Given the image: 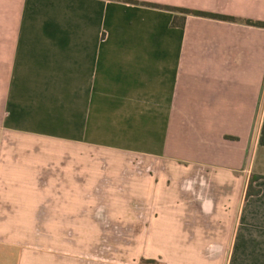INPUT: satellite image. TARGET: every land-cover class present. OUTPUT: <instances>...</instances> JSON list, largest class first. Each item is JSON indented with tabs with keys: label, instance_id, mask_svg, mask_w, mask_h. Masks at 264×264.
Listing matches in <instances>:
<instances>
[{
	"label": "crops",
	"instance_id": "crops-1",
	"mask_svg": "<svg viewBox=\"0 0 264 264\" xmlns=\"http://www.w3.org/2000/svg\"><path fill=\"white\" fill-rule=\"evenodd\" d=\"M157 3L239 21L0 0V264H85L134 223L157 263L264 264V0Z\"/></svg>",
	"mask_w": 264,
	"mask_h": 264
},
{
	"label": "rangeland",
	"instance_id": "rangeland-1",
	"mask_svg": "<svg viewBox=\"0 0 264 264\" xmlns=\"http://www.w3.org/2000/svg\"><path fill=\"white\" fill-rule=\"evenodd\" d=\"M143 1L149 3L163 2V0H149V1L143 0ZM150 1H154V2H150ZM173 1L184 2L186 0H173ZM142 159L145 160L140 156H135L131 158V160H133L134 162ZM143 164H145V162ZM137 170L144 171L145 168L133 167L132 172H135L138 175H140ZM100 203L103 204L105 203V201L101 200ZM112 227L114 230L111 231L106 230L101 233V242L99 246L97 247V249L94 250L93 255L89 257L90 260L89 261L86 260V262H84L85 264H162L159 261L157 263L156 260H155L156 263H152L150 262V260L153 259H148L145 256L141 257L140 255L141 250L135 246L139 236L141 234H146L141 232L142 231L141 229L142 228L144 229V227L140 223L129 224L128 226L117 225ZM72 253H73L72 255L69 254L70 257H74L76 256L75 254H78L77 252L76 253L72 252ZM90 254H85V255H90Z\"/></svg>",
	"mask_w": 264,
	"mask_h": 264
},
{
	"label": "trees",
	"instance_id": "trees-1",
	"mask_svg": "<svg viewBox=\"0 0 264 264\" xmlns=\"http://www.w3.org/2000/svg\"><path fill=\"white\" fill-rule=\"evenodd\" d=\"M129 2H132L134 4H139V5H144V6H151V7H159V8H165L174 12H180L183 14H191L195 16H202V17H207V18H212V19H217V20H223V21H230V22H237L239 19H237L235 16L231 15H225L221 13H215V12H210V11H203V10H196V9H190V8H185V7H177V6H170V5H161L158 3H149V2H144V1H139V0H128ZM178 17H175L174 25H177ZM245 24L252 25V26H258V27H264V22L262 21H256L252 19H247L245 21H242ZM260 143L261 145H264V123L262 127V133H261V138H260ZM258 180H264V175H253L250 181V186H249V191H248V196L251 195H259L262 192V189L254 187V182ZM152 263H156L155 260H150Z\"/></svg>",
	"mask_w": 264,
	"mask_h": 264
}]
</instances>
